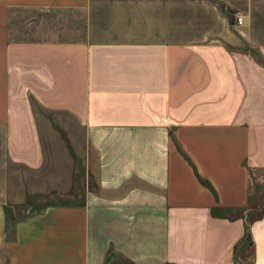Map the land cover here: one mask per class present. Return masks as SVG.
<instances>
[{
  "label": "crops",
  "instance_id": "crops-1",
  "mask_svg": "<svg viewBox=\"0 0 264 264\" xmlns=\"http://www.w3.org/2000/svg\"><path fill=\"white\" fill-rule=\"evenodd\" d=\"M221 4L210 36L179 0H0V264H264V0ZM73 128L80 198L11 215L8 166Z\"/></svg>",
  "mask_w": 264,
  "mask_h": 264
},
{
  "label": "rangeland",
  "instance_id": "rangeland-1",
  "mask_svg": "<svg viewBox=\"0 0 264 264\" xmlns=\"http://www.w3.org/2000/svg\"><path fill=\"white\" fill-rule=\"evenodd\" d=\"M179 3L181 31L194 35H218L221 29L220 13L223 12L221 0H179ZM36 113L43 117L49 116L53 121L52 125L64 129L65 124L62 122L67 118L62 114L40 109H37ZM72 132L73 137L68 138L69 146L66 148L53 140L55 153L42 171L32 173L20 166H8L7 186L3 188V199L11 215L23 218L45 205L75 202L80 198L87 160L85 152H81L79 129L73 128ZM92 163L91 160L88 167H92ZM250 177L252 190L250 199L253 202L257 201L256 205L261 206L264 202V170L253 171ZM237 255L242 264H251L249 248L244 254L238 252Z\"/></svg>",
  "mask_w": 264,
  "mask_h": 264
},
{
  "label": "trees",
  "instance_id": "trees-1",
  "mask_svg": "<svg viewBox=\"0 0 264 264\" xmlns=\"http://www.w3.org/2000/svg\"><path fill=\"white\" fill-rule=\"evenodd\" d=\"M243 236H244V238L247 239L248 242H249V233H248V231H247V226H246V224H245V227H244V233H243ZM165 264H171V263H165Z\"/></svg>",
  "mask_w": 264,
  "mask_h": 264
},
{
  "label": "built area",
  "instance_id": "built-area-1",
  "mask_svg": "<svg viewBox=\"0 0 264 264\" xmlns=\"http://www.w3.org/2000/svg\"><path fill=\"white\" fill-rule=\"evenodd\" d=\"M236 23H241V17L239 15H237L235 17Z\"/></svg>",
  "mask_w": 264,
  "mask_h": 264
}]
</instances>
